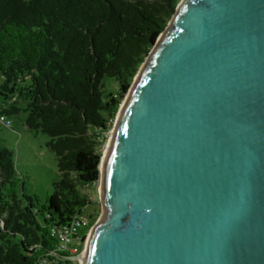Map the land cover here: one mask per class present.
<instances>
[{
    "label": "water",
    "instance_id": "1",
    "mask_svg": "<svg viewBox=\"0 0 264 264\" xmlns=\"http://www.w3.org/2000/svg\"><path fill=\"white\" fill-rule=\"evenodd\" d=\"M81 264H264V0H183L101 159Z\"/></svg>",
    "mask_w": 264,
    "mask_h": 264
},
{
    "label": "trees",
    "instance_id": "2",
    "mask_svg": "<svg viewBox=\"0 0 264 264\" xmlns=\"http://www.w3.org/2000/svg\"><path fill=\"white\" fill-rule=\"evenodd\" d=\"M179 2L0 0V75L10 95L2 114L25 112L27 128L49 137L59 171L46 205L27 206L14 156L0 148V264H37L55 247L48 231L82 213L87 202L79 187L99 182V140ZM106 78L121 94L104 103Z\"/></svg>",
    "mask_w": 264,
    "mask_h": 264
},
{
    "label": "rangeland",
    "instance_id": "3",
    "mask_svg": "<svg viewBox=\"0 0 264 264\" xmlns=\"http://www.w3.org/2000/svg\"><path fill=\"white\" fill-rule=\"evenodd\" d=\"M182 1L183 0H180L178 6ZM137 74L133 77L131 86L133 85ZM4 85V79L0 75V115H4L2 114V110L6 108V104H10L8 100L5 101L10 95L9 91L5 90ZM120 94V85L115 79H104V103H107L110 100V96H114V98L118 100ZM125 98L126 96L121 99V104L116 113L113 114L110 110L109 113L105 114V117L108 120L110 119L111 114L114 116L109 130L107 131L106 136H104L105 140L100 139L97 146L102 157L106 151L110 134L112 133L118 113ZM18 107L24 109L25 105L20 103ZM26 116L27 114L23 111L16 116L4 115V117L11 123V127L6 128L3 124H0V148L7 149L14 156L15 169L20 182V187L18 189L19 196L25 201L27 206L29 205V200H31L37 208L41 209L46 205L48 198L54 193L53 186L54 183L59 180V171L56 156L47 146L49 137L41 132L29 130L25 124ZM79 191L81 195L86 198L87 202L83 214L92 226L89 228L85 237V242L78 254L84 250L88 234L102 215L99 183L79 187ZM85 233V229L80 231V235L82 236L85 235ZM74 263L81 264L80 261H74Z\"/></svg>",
    "mask_w": 264,
    "mask_h": 264
},
{
    "label": "built area",
    "instance_id": "4",
    "mask_svg": "<svg viewBox=\"0 0 264 264\" xmlns=\"http://www.w3.org/2000/svg\"><path fill=\"white\" fill-rule=\"evenodd\" d=\"M0 124H3L6 128L11 127V123L4 115H0ZM83 211L81 214L73 217L68 225L48 231L49 237L55 241V247L54 249L45 250L39 257L37 264H49L54 261L59 263H74L70 257H74L79 253V248L83 246L86 239V236L80 235V231L88 227L90 228L89 221L85 218ZM61 255L68 257H61Z\"/></svg>",
    "mask_w": 264,
    "mask_h": 264
}]
</instances>
